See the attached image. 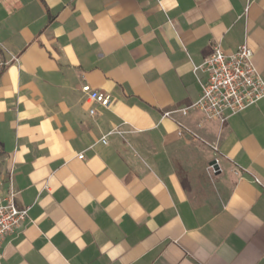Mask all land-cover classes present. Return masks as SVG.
I'll list each match as a JSON object with an SVG mask.
<instances>
[{"label":"crops","instance_id":"crops-1","mask_svg":"<svg viewBox=\"0 0 264 264\" xmlns=\"http://www.w3.org/2000/svg\"><path fill=\"white\" fill-rule=\"evenodd\" d=\"M215 43L264 79V0H0V264H264V97L163 116Z\"/></svg>","mask_w":264,"mask_h":264},{"label":"built area","instance_id":"built-area-1","mask_svg":"<svg viewBox=\"0 0 264 264\" xmlns=\"http://www.w3.org/2000/svg\"><path fill=\"white\" fill-rule=\"evenodd\" d=\"M252 57V50L246 44H241L236 51L226 54L215 43L210 55L195 67V70L201 69L206 73L199 98L185 107L165 111L163 116L170 117L174 112L186 114L189 110H196L207 119L222 123L231 115L254 105L264 97V79L257 71ZM82 91L90 102L100 107L105 108L111 104V95L104 91L92 89L88 84L82 85ZM94 112V108L89 109L90 114ZM177 133L182 135L183 130L179 128ZM101 140L106 142L105 137ZM78 157L82 158L83 155L79 154ZM13 198L12 189L7 196H0V244L4 235L20 227L28 217V210L17 208Z\"/></svg>","mask_w":264,"mask_h":264},{"label":"rangeland","instance_id":"rangeland-1","mask_svg":"<svg viewBox=\"0 0 264 264\" xmlns=\"http://www.w3.org/2000/svg\"><path fill=\"white\" fill-rule=\"evenodd\" d=\"M1 167V166H0ZM0 170H1V168H0Z\"/></svg>","mask_w":264,"mask_h":264}]
</instances>
